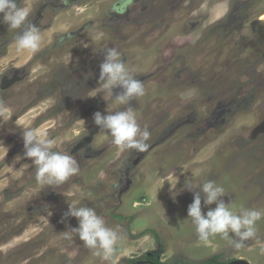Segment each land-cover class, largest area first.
Masks as SVG:
<instances>
[{
  "label": "rangeland",
  "instance_id": "rangeland-1",
  "mask_svg": "<svg viewBox=\"0 0 264 264\" xmlns=\"http://www.w3.org/2000/svg\"><path fill=\"white\" fill-rule=\"evenodd\" d=\"M17 2L31 8L42 44L17 52L19 30L0 20V101L11 109L0 115V264H128L159 249L166 264H264V218L239 250L219 235L205 245L187 215L193 194L181 191L211 179L234 211H264V0ZM108 48L144 83L130 103L151 132L146 152H121L94 123L96 112L127 107L100 91ZM27 128L73 155L79 173L39 184L24 157ZM74 203L123 230L109 260L60 237L78 227L64 215ZM214 207L202 199L203 214Z\"/></svg>",
  "mask_w": 264,
  "mask_h": 264
},
{
  "label": "clouds",
  "instance_id": "clouds-1",
  "mask_svg": "<svg viewBox=\"0 0 264 264\" xmlns=\"http://www.w3.org/2000/svg\"><path fill=\"white\" fill-rule=\"evenodd\" d=\"M31 8L21 7L17 0H0V20L11 30H19L14 38L17 52L28 51L35 54L41 48L42 35L39 27L29 21ZM100 91L103 99L118 105H126L123 110L107 114L96 112L93 120L100 131L111 138V143L121 152L135 150L146 152L150 148L151 132L142 128L131 101L145 95L143 81L137 79L122 59L116 48H108L103 53L99 65ZM120 89L115 93V89ZM9 109L0 101V115L9 114ZM84 123L82 120H80ZM24 157L31 160L36 169V180L45 186L61 185L80 171L79 164L68 151L56 150V141L47 133L27 128L22 132ZM8 148L0 142V155L5 156ZM20 159V157H16ZM187 190L193 194V201L188 206L187 215L195 225L198 240L205 245L219 235L232 247L239 250L245 247V242L257 235V222L264 218V211L241 207L239 212L233 206L225 204L222 197L226 195L223 186L214 180L194 183L185 180L181 191ZM205 206L215 205L206 214L202 213L201 201ZM65 218L74 217L78 227L69 228L60 233V237L70 243L78 238L85 247L93 250V255L109 260L116 251L118 242L124 240L123 230L119 225L109 227L104 218L96 210L86 205L69 204ZM229 233L233 234L230 237ZM75 253H73L74 255Z\"/></svg>",
  "mask_w": 264,
  "mask_h": 264
},
{
  "label": "trees",
  "instance_id": "trees-1",
  "mask_svg": "<svg viewBox=\"0 0 264 264\" xmlns=\"http://www.w3.org/2000/svg\"><path fill=\"white\" fill-rule=\"evenodd\" d=\"M161 250L159 249L158 252H147L144 253L141 257L129 261L128 264H166L160 260L161 256ZM177 264V263H174ZM201 264H226L223 262H220L218 256H215L211 259L206 260L205 262Z\"/></svg>",
  "mask_w": 264,
  "mask_h": 264
},
{
  "label": "water",
  "instance_id": "water-1",
  "mask_svg": "<svg viewBox=\"0 0 264 264\" xmlns=\"http://www.w3.org/2000/svg\"><path fill=\"white\" fill-rule=\"evenodd\" d=\"M227 264H250V263H248L247 261L242 260V259H237V260H233V261H231L230 263H227Z\"/></svg>",
  "mask_w": 264,
  "mask_h": 264
}]
</instances>
